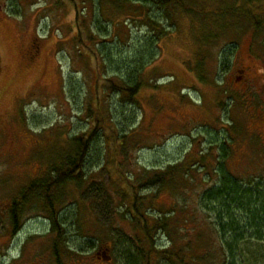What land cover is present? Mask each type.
<instances>
[{"label":"rangeland","instance_id":"1","mask_svg":"<svg viewBox=\"0 0 264 264\" xmlns=\"http://www.w3.org/2000/svg\"><path fill=\"white\" fill-rule=\"evenodd\" d=\"M176 1L0 0V264H57L51 213L29 189L94 131L83 183L57 191L62 264H145L129 222L143 198L141 215L192 214V247L225 264L202 196L222 163L245 185L264 179V0ZM140 71L136 100L110 89ZM160 174L171 180L152 189ZM250 244L240 263L264 264Z\"/></svg>","mask_w":264,"mask_h":264},{"label":"trees","instance_id":"2","mask_svg":"<svg viewBox=\"0 0 264 264\" xmlns=\"http://www.w3.org/2000/svg\"><path fill=\"white\" fill-rule=\"evenodd\" d=\"M121 3L139 4L142 6L154 4L156 6H169L176 3L180 6L181 2L176 0H165L158 2L157 0H118ZM182 5V4H181ZM256 27L260 28L258 21H255ZM164 34L162 33V36ZM144 68V67H143ZM143 71V70H142ZM142 71L138 73L129 72V80L124 82V87L111 86V90H117L126 94L130 100H136L135 97L139 94L142 84L139 81ZM136 74V75H135ZM128 82V83H127ZM103 121L98 119L97 126L100 127ZM96 131L92 132L88 139L84 137H76L70 141L71 149L64 160H60V166L51 170V181L39 183L34 182L30 186L29 193L35 194L36 197L42 200L47 207L49 220L51 222V231L56 235V242L53 245L54 257L57 264H62L59 253V242L63 239L62 229L65 222L54 208V204L59 198L57 191L61 189L65 183H76L80 186L83 183L82 168L86 164V157L90 151L89 142ZM172 169V170H171ZM177 168H170L169 174L173 176ZM81 172V174H79ZM168 173L167 171H165ZM179 172V171H178ZM177 172V173H178ZM164 173V172H163ZM171 175L168 180H171ZM168 180H165L160 174L156 179L151 180L152 189L166 185ZM258 181V182H256ZM171 182V181H170ZM172 183V182H171ZM171 183L169 185H171ZM54 192V194H52ZM156 193V191H155ZM53 195V198H52ZM204 208L213 214L214 221L210 224L211 228L217 232L221 241L218 247L223 253L225 264H241L243 248L249 247L254 243L258 246L264 244V179L255 180L249 184H243L240 180L226 173L223 163L220 165V184L209 191H206L203 196ZM136 199V203H142ZM137 204H132V208L138 214H129V222L132 223L135 229L140 231L143 239L136 241V244H141L144 247L141 250V258L145 259V264L152 263L153 253L163 255L168 264H204L212 260V249L210 243L202 244V247H208L202 252L195 250L191 240V235L184 228V224L192 227V230L197 229L194 223L199 222L192 214H146L141 215ZM19 207L12 212V235L16 237L21 230L19 226ZM185 233V234H184ZM185 236H184V235ZM165 239L169 247L167 250L158 252V240ZM203 235H196V242L202 241ZM209 240V239H208ZM91 249L95 244L90 243ZM137 246V245H136ZM253 246V245H252ZM127 261L128 264H136L135 261ZM151 262V263H150ZM219 262L217 261V264Z\"/></svg>","mask_w":264,"mask_h":264}]
</instances>
